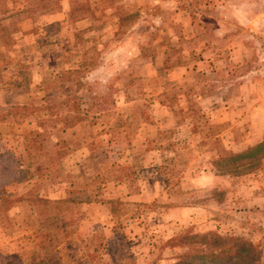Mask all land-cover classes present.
<instances>
[{
	"label": "rangeland",
	"instance_id": "obj_1",
	"mask_svg": "<svg viewBox=\"0 0 264 264\" xmlns=\"http://www.w3.org/2000/svg\"><path fill=\"white\" fill-rule=\"evenodd\" d=\"M1 152L0 264H264V0H0Z\"/></svg>",
	"mask_w": 264,
	"mask_h": 264
},
{
	"label": "trees",
	"instance_id": "obj_2",
	"mask_svg": "<svg viewBox=\"0 0 264 264\" xmlns=\"http://www.w3.org/2000/svg\"><path fill=\"white\" fill-rule=\"evenodd\" d=\"M7 157H9V154H6V152H1L0 153V174H2V170L3 169H9L10 168V165H8L6 163V160H7ZM1 162H2V166H1ZM10 170L7 172V174H10ZM243 245H246L245 243Z\"/></svg>",
	"mask_w": 264,
	"mask_h": 264
}]
</instances>
